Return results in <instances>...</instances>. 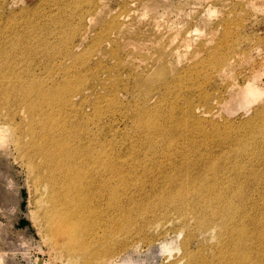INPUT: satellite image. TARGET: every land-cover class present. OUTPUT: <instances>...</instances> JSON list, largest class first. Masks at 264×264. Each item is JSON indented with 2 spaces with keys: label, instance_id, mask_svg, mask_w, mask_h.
<instances>
[{
  "label": "bare ground",
  "instance_id": "1",
  "mask_svg": "<svg viewBox=\"0 0 264 264\" xmlns=\"http://www.w3.org/2000/svg\"><path fill=\"white\" fill-rule=\"evenodd\" d=\"M59 2L61 6L67 3L75 5L76 9L79 6L77 0L67 2L59 0ZM132 2L136 4V7L141 3L138 0H132ZM80 3L85 4L78 14V18L83 19V25L76 27L70 24L71 28L65 25L58 30L55 29L54 33L53 31L49 33V37L50 35L56 36V40L59 41L60 49L54 50L59 52L52 57L55 60L53 67L57 66L56 73H60V75L58 73V80L54 79L51 84H47L35 77L24 76L26 72H19L16 63H19L18 58L23 56L20 47L13 45L10 52L0 51V95L3 100L1 103L6 104L9 98L14 99L17 96L27 105V113L30 117L28 122L30 142L26 140L23 143L17 135L20 133L18 131V133L11 132L10 143L14 147L17 158L25 167L31 187L37 195L33 222L40 238L48 246L47 248L56 250V254L61 257L57 258V255L56 258L64 264H121L120 258L109 256L111 255L109 254L110 248L113 250L116 246L112 244L114 243L112 237L125 235L122 232L130 236L132 231H136L137 235H142L145 229L151 227L150 225L170 217L171 222L177 219L180 221L183 227L181 232L186 229L185 225L188 221L194 220L196 225V233H187L184 241L180 243L182 254L174 264H264V193L263 197L257 200L258 198H254L252 188L249 186L253 182L247 185L239 182L241 179L247 181V177L252 176L248 168H256L253 164L257 162L256 159L261 158L259 161L264 162V108L261 107L263 109L255 111L254 116L246 123L245 132L239 135L233 130L240 127L234 128L232 124L222 127L226 124H218L214 119L216 115H213L215 110L217 111L216 105L222 103V100H226L227 97L230 98L233 90L224 89L225 96L217 91L214 93V90L210 88L213 85V83L210 84V80L214 76L217 78L228 72L232 73L242 66L238 54L216 53V58L207 60L211 64L208 66L214 70L212 76H207L205 72L206 79L203 82L196 80L197 76L195 78L198 88L202 90L205 86V90L196 93L192 87L186 90L189 94L186 99L173 94L174 86L171 79L176 74L169 80L165 77L171 72H167L166 67L161 64V53H153L156 58L150 62L147 61L148 54L138 55L139 59L134 58L138 59L141 65L145 64V73L139 74V71L134 68L132 70L134 75L131 79L135 81L131 87L140 89L139 87L143 86L150 89L152 83L157 82L160 90L175 95V103L171 104L170 109L163 114H159L157 110V104L162 102L163 96L156 98L154 106L148 109H143V104H140L142 102H139L140 99H135V104L131 106L132 115L128 119L133 120L135 130L142 132V136L138 140L137 147L128 148V154L133 156L136 152L145 153L147 159L154 162L151 169H162L165 172L163 178L166 177V179L160 183H155L154 178L151 180L152 193L157 195L150 208L143 205L142 200L146 199L148 203L144 192L140 193L141 198L136 196L134 205L125 203L123 199L129 202L133 200L127 196V193L131 191L128 189L131 187L129 185L131 182L126 179L127 175L121 172V169L125 168V166L123 168L125 160L114 152L112 138L106 136L104 140H101L100 137L97 138L95 132H89L88 126L84 127L83 124L81 128V125L79 127L78 122L72 119V115L83 114L82 108L87 103L85 100L89 101L88 97L84 96V90L90 91L92 93L90 95L95 96L96 101L101 97L109 96L108 105L113 107L115 106L114 99H117L119 95L118 89H113L111 84L115 77L108 78L109 80L103 78L104 75L109 77L112 69L106 68V65L104 66L101 62H90L97 53H92L88 57L87 53H77L73 50L76 36L80 32L78 40L88 36L90 25L87 27L86 24L92 21L99 10L98 0H81ZM126 4L123 3V13L119 21L113 18L114 20L108 22L97 34L94 42L100 40L98 48L105 51L106 46L108 50L112 42L115 39L117 41L118 34L116 33L121 32L120 27L124 26V18L128 17L131 11ZM85 8L87 9L84 10ZM83 10L86 11L84 15L81 14ZM41 45L42 50L47 53L50 46L48 42L43 40ZM35 48L30 47L27 50L29 56L36 55ZM46 56H49V53ZM103 56L117 61L116 63L120 66L119 71L127 66V60L130 61L132 57L128 55L127 60H122L119 53H103ZM88 62L91 64H87ZM78 65L88 74L85 79L91 76V79L97 82L96 86L85 89L81 85L84 79H65L67 73L68 76L73 73L69 70L75 69ZM10 67L14 71L11 70L9 73ZM262 72L264 75V71ZM180 78L181 76L178 80ZM256 78L253 80L255 81ZM254 81L250 84L247 82L239 91L240 106L244 109H249L264 93V82H260L262 84L255 87L251 85ZM206 84L209 86L208 89ZM98 87L102 92H96ZM126 91L130 93L129 89ZM103 92L106 94L103 95ZM146 92L150 93L151 89ZM196 100L202 101L203 104L200 107H204L210 114L208 121L213 131H216L214 135L204 132L201 126L203 119L195 115ZM96 101L94 103H97ZM183 104L185 105L181 108ZM96 113L94 114L99 118L103 116V113L97 110ZM124 113V110L120 112V118H124ZM162 122L168 124L176 133L177 130L182 129L175 135L179 138L183 136V129L191 127L195 134L201 133L204 146L213 142L220 152H208L196 148L185 150L175 147H157L155 139L170 142V131L166 125L161 127ZM231 132L237 136H233ZM1 134H4V130L0 126ZM224 143H228L230 149L234 148L232 152L239 154L240 160L239 158H228L231 162L226 163L225 161L221 168L218 155L224 153V150L218 144ZM3 144L0 141V156L4 155L2 154V147L5 146ZM145 146H147L146 149H144ZM251 157L254 159L250 164L249 158ZM212 161L216 162L214 164L216 166L211 164ZM184 167L187 168V172L195 173L188 176L186 183H181L180 176L181 172L185 171ZM168 174L170 175L167 176ZM252 178L254 180L256 177L252 176ZM117 180H119V185ZM113 182L118 186H113ZM138 204L143 206L138 208ZM133 212L139 215L133 217ZM147 214L153 215L147 218ZM206 237L207 240H215L216 243L210 248L211 255L203 257L200 254L205 250L203 242ZM193 240L197 241L199 250L196 252H200L199 255L188 247V243ZM169 248L165 247L164 250H172Z\"/></svg>",
  "mask_w": 264,
  "mask_h": 264
},
{
  "label": "rangeland",
  "instance_id": "2",
  "mask_svg": "<svg viewBox=\"0 0 264 264\" xmlns=\"http://www.w3.org/2000/svg\"><path fill=\"white\" fill-rule=\"evenodd\" d=\"M77 1L79 2L78 9H76L75 5H69L68 3L61 6L59 0H0V51L10 52L13 45L20 47L19 49L24 57H19L20 62L16 63V65L19 72H26L24 76L35 77L40 82L47 84H51L54 79H59L60 73H56L58 67H53L55 60L52 59L53 55L59 52H55L60 49L59 41L56 40V36L50 35L51 37H49V33L51 31L54 33L55 29L58 30L65 25H68L69 28L72 27L70 24L76 27L81 26L83 19H79L78 14L85 7V4L80 3L81 0ZM138 1H141V3L136 7L132 0H98L99 10L95 13L96 16L91 22L88 21L87 24L84 22L87 27L90 25L88 27V36L79 40L81 32L76 36L73 46L74 52L87 53L88 57L92 53H97L91 58L90 62H101L104 66L106 65V68L110 67L112 69V74L109 77L104 75L103 78L110 79L113 76L115 77L111 84L113 89H118L119 95L117 99H114L115 106L113 107L108 105L109 96L101 97L96 101L95 96L90 95L92 94L90 91L84 90V96L88 97L89 101L85 100L87 103L82 108L83 114L72 115V119L78 122V126L80 127L81 125V128L83 124L84 127L88 126L89 132H95L97 138L100 137L101 140H104L106 136L112 138V144L115 148L114 152L122 160H125L123 163V168L124 166L125 168L121 169V172L127 175L126 179L131 182L129 184L131 187L128 188L131 191L127 193V196L133 200L129 202L127 199H123V202L134 205L137 197H140V193L144 192L147 195L148 203L146 199L145 201L142 200L143 205L145 204L144 206L150 208L157 195L152 193L151 180L154 178L155 183L163 182L166 179V177L165 179L163 178L165 172L162 169L152 170L151 167L154 162L152 163V161L148 160L145 153L136 152V155L133 156L128 154V148L137 147L138 140L142 136V132L135 130L133 120H129L128 117L132 115L133 108L131 106L135 104V99H140L139 102H142L140 104H143V109H148L154 106L156 98L163 96L164 101L162 100V102L157 104L159 114H163L170 109L171 104L175 103V95L160 90V87H157V82L152 83L150 93L146 92L150 89L143 86L139 87L140 89L131 87L135 81L131 79L134 75L132 70L135 68L139 71V74L145 73V64L141 65L137 56L148 54L146 57L149 59L147 61L150 62V60L156 58L153 53H161V64L166 67L167 72H171V74H166L165 77H168L169 80L176 74L171 79L174 86L173 94L186 99L189 97L186 90L192 87L196 90V93L205 90L204 85V89L200 90L198 88L195 78L197 76L196 80L203 82L206 79L205 72H207V76H212L214 70L211 66H208L211 64L207 60L216 58V53L238 54L242 66L232 73L224 74V76L217 78L214 76L210 80V84L213 83L210 88L214 90V93L217 91V93L220 92L222 95H224V89L233 90L234 94L232 93L230 98L227 97L226 100H222V103L216 105L217 111L215 110L213 115H216L214 119L218 124H226V126L222 127L232 124L234 128L240 127L237 130H233L237 135L243 134L247 128L246 123L254 116L255 111L264 108V93L259 98L262 103L258 99L249 109H244L240 106V97L238 95L247 82L250 84L254 81L253 78L257 77L254 83L251 84L255 87L264 82L262 72L264 71V0ZM123 3H127L126 5L131 11L128 14L129 16L124 18V26L120 27L121 32L116 33L118 34L117 41L115 39L111 46L108 47V50L105 46L104 51L102 48L97 47L100 40L95 42L94 40L101 29L108 22L114 20L113 18L119 21L123 13ZM84 10L81 13L83 15L86 13ZM43 40L50 45L47 49L49 56H46L47 53L42 50L43 46L41 44ZM50 41L51 43H49ZM36 42L39 44H35ZM92 43H95L94 46H92ZM33 44L35 45L33 46ZM53 45L58 49H54ZM29 46L31 48L36 47L35 52L38 54L29 56L27 51L30 48ZM103 53H119L122 60H127L126 57L128 55L132 57L130 61L127 60V66L119 71L118 67L120 66L116 63L117 61L103 56ZM87 64L91 63L88 62ZM48 69L51 70L48 71ZM11 70L13 69L10 67L9 73ZM69 71L70 73L73 71V73L69 76L67 73L65 79H84L81 85L85 89L97 85V82L91 79V76L85 79L88 74L81 66L78 65L75 69L73 68ZM180 76L181 78L178 80ZM203 76L205 77L202 79L201 77ZM206 87L207 89L209 88L207 84ZM126 89H129L130 93ZM96 92H102L101 88L98 87ZM105 94L103 92V95ZM15 98H9L8 103L3 104L1 103L3 100L0 95V126L4 130V134L0 135V141L5 145H2V154L4 155L0 156V264H64L59 261L61 257L56 254V250L47 248L48 246L40 238L37 228L34 226L33 214L37 195L31 187L25 167L21 164L20 159L17 158L14 147L10 143L11 132L18 133V131L20 133L17 135L20 136L23 143L26 140L30 142V129L28 131V128H30L28 123L30 117L27 113V105L22 100H19L17 96ZM80 98L82 99V97ZM95 101L97 103H94ZM223 103L225 104L224 106ZM195 104L197 107L194 113L197 117L203 119L201 126L204 132L214 135L216 131H213V127L208 121L210 114L206 112L204 107H200L203 104L202 101L198 102L196 100ZM125 105L126 107H124ZM96 110L103 113V116L99 118L96 115ZM122 110L125 111L124 118L119 116ZM113 113L114 115H112ZM24 114L26 117H24ZM162 123L161 127L166 125V123ZM101 128L103 130H100ZM166 128L170 131V142H161L154 138L156 146L159 148L175 147L184 148L185 150L196 148L208 152H220L213 142H209L207 146H204L201 133L195 134L191 127L183 129L184 132L181 138L175 135L182 129L177 130L176 133L168 124ZM231 134L237 136L235 133L231 132ZM214 139L216 140V138ZM218 145L223 147L224 150V153L218 155L221 168L224 166L225 161L226 163L231 162L228 158H239V154L232 152L234 148L230 149L228 143ZM146 148L147 146L144 147V149ZM253 159L252 157L249 158L250 164ZM259 160L261 158L256 159L257 162L253 163L256 168H248L249 173L256 178L253 180L252 176L249 175L246 179L247 181L244 179L239 181L243 185L253 182L249 186L252 188L251 191L254 198H258L257 200L261 199L264 193V162L262 161L263 163H261ZM211 164L216 166L214 165L216 164L215 161H212ZM183 169L185 171L181 172L180 181L181 183H186L188 176L195 172H187L185 167ZM230 176L232 175L230 174ZM167 180L171 179L167 178ZM117 183L119 185V180H117ZM112 185L118 186L114 182ZM141 186L142 189H140ZM132 193L133 195L131 196ZM143 205L138 204V208ZM136 215L139 214L133 212V217ZM152 215L147 214L146 217L148 218ZM150 226V228L143 231L142 235H137L136 231H132L130 236L122 232L127 236L118 235L116 238L112 237V240H114L112 244H116V246L113 250L110 248L109 254L111 255L109 256L120 258L121 264H174L181 257L182 246L180 243L184 241L186 234L196 233L194 220L188 221L185 225L186 229L182 232L180 230L183 227L180 221L177 219L171 222L170 217L163 218ZM215 243V240H207L206 237L203 242L205 250L201 251L200 255L203 257L211 255L210 248ZM188 244L189 249L194 250L193 252L199 255L200 252H196L199 250L197 241L193 240ZM165 247H170L169 249L172 250L166 251L164 250Z\"/></svg>",
  "mask_w": 264,
  "mask_h": 264
}]
</instances>
